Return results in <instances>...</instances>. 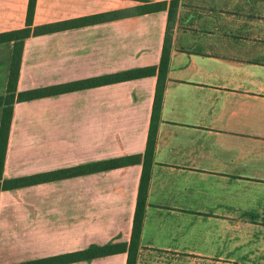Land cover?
<instances>
[{"label": "crops", "instance_id": "1", "mask_svg": "<svg viewBox=\"0 0 264 264\" xmlns=\"http://www.w3.org/2000/svg\"><path fill=\"white\" fill-rule=\"evenodd\" d=\"M170 0H36L33 26ZM28 0H0V32ZM167 10L24 41L17 92L157 66ZM136 264H264V0H179ZM12 44L0 45V95ZM156 76L15 103L3 178L146 148ZM140 164L0 192V264L128 243ZM126 254L74 264H125Z\"/></svg>", "mask_w": 264, "mask_h": 264}, {"label": "trees", "instance_id": "2", "mask_svg": "<svg viewBox=\"0 0 264 264\" xmlns=\"http://www.w3.org/2000/svg\"><path fill=\"white\" fill-rule=\"evenodd\" d=\"M178 3L179 0L145 3L124 12H110L49 23L40 26H33L32 22L36 0H28L25 26L21 29L0 32V45L12 44L6 91L4 95H0V192L13 191L25 187L81 177L94 173L106 172L109 170L137 164L142 166L131 236L128 243H110L102 246L90 245L83 250L17 264H74L79 262H89L94 259L105 258L119 254H126L125 264H136L139 253L142 222L145 215L146 197L150 180L151 166L153 162L156 132L158 123L160 121V110L164 94L166 74L168 70L171 42L170 27L174 21ZM164 10H167V29L162 46L161 57L157 66L136 68L109 75L17 92L16 85L23 44L24 41L29 37L47 35L70 29L91 26L117 19L121 16H140ZM151 76H156V86L151 109L146 148L142 155H130L109 160L96 161L11 179L3 178V167L8 143L9 129L13 113V105L15 103L54 97L71 92H77Z\"/></svg>", "mask_w": 264, "mask_h": 264}, {"label": "rangeland", "instance_id": "3", "mask_svg": "<svg viewBox=\"0 0 264 264\" xmlns=\"http://www.w3.org/2000/svg\"><path fill=\"white\" fill-rule=\"evenodd\" d=\"M1 90V89H0Z\"/></svg>", "mask_w": 264, "mask_h": 264}]
</instances>
